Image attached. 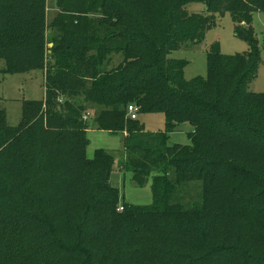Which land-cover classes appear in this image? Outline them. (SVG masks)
I'll return each instance as SVG.
<instances>
[{
	"label": "trees",
	"instance_id": "obj_1",
	"mask_svg": "<svg viewBox=\"0 0 264 264\" xmlns=\"http://www.w3.org/2000/svg\"><path fill=\"white\" fill-rule=\"evenodd\" d=\"M56 2L48 25L47 0H0L3 72L43 69L46 87L45 100L24 102L18 126L0 106V264H264V207L241 191H264V93L248 90L263 61L252 22L264 0ZM192 2L207 14L189 12ZM226 13L249 51L214 44L207 76L186 79L187 61L170 53ZM118 52L126 60L106 69ZM73 95L98 108L97 128L125 133L124 167L139 186L153 177L151 205L121 200L107 151L87 157ZM130 104L163 113L165 130L147 131ZM184 122L192 144L169 145ZM191 181L201 201L185 208L178 195Z\"/></svg>",
	"mask_w": 264,
	"mask_h": 264
},
{
	"label": "rangeland",
	"instance_id": "obj_2",
	"mask_svg": "<svg viewBox=\"0 0 264 264\" xmlns=\"http://www.w3.org/2000/svg\"><path fill=\"white\" fill-rule=\"evenodd\" d=\"M85 2V0H79ZM56 0H47V23L51 21L57 14L58 10ZM186 8L189 12H197L207 14L206 6L202 2L189 3ZM91 17L97 18L98 14H90ZM252 26L256 37L259 41L262 51L263 61L260 64L257 75L248 85L249 91L264 93V12L258 11L253 14ZM47 45L49 48L51 35L57 34V30L48 27ZM218 44L220 50L225 55H235L238 53H246L250 46L247 41L235 34V23L230 13L217 15L215 24L209 28L204 39L199 43H186L179 50L170 53L172 59H184L187 61L185 67V78L190 80L197 76H207V52L214 45ZM123 52L114 53L111 56L109 64L105 66L110 70L117 67L125 61ZM5 62L0 60V106L7 114V122L11 126H18L22 119L23 105L26 101L45 100V72L43 69H32L15 73L3 72ZM69 98L73 104L78 107H85V114L89 113L87 137L89 145L86 149L88 158H93L96 150L104 149L114 158V166L111 173V183L118 188L121 193V200L134 205H151L153 203L152 182L150 177L144 186L137 185L133 180V173L124 167L126 158L125 150V134L123 132H110L101 130L96 127L94 117L98 112V108L90 104H86L80 95H73ZM65 99H63L64 101ZM63 108L59 107L58 109ZM138 119L145 123L147 131L159 132L165 130V115L163 113L141 114ZM83 120H85L83 118ZM193 131V126L189 122L179 124L177 129L170 133L168 141L169 145L182 144L191 145L192 141L189 132ZM250 187V186H247ZM241 191L247 196L251 193L256 195L250 197L253 205L264 207V191L254 189L253 191L242 188ZM178 201L185 205V208L196 207L201 201V184L199 181H191L181 188L178 195ZM121 205V204H120ZM120 207V206H119ZM192 225L199 226L198 222Z\"/></svg>",
	"mask_w": 264,
	"mask_h": 264
},
{
	"label": "built area",
	"instance_id": "obj_3",
	"mask_svg": "<svg viewBox=\"0 0 264 264\" xmlns=\"http://www.w3.org/2000/svg\"><path fill=\"white\" fill-rule=\"evenodd\" d=\"M128 115L130 116L131 119H138L139 109H138L137 105H135V104L128 105ZM83 118L85 120H88L89 119V113L85 114L83 116ZM123 209H124V206L119 207V211H122Z\"/></svg>",
	"mask_w": 264,
	"mask_h": 264
},
{
	"label": "water",
	"instance_id": "obj_4",
	"mask_svg": "<svg viewBox=\"0 0 264 264\" xmlns=\"http://www.w3.org/2000/svg\"><path fill=\"white\" fill-rule=\"evenodd\" d=\"M50 46H53V43H50ZM50 52H51V50H50Z\"/></svg>",
	"mask_w": 264,
	"mask_h": 264
},
{
	"label": "crops",
	"instance_id": "obj_5",
	"mask_svg": "<svg viewBox=\"0 0 264 264\" xmlns=\"http://www.w3.org/2000/svg\"><path fill=\"white\" fill-rule=\"evenodd\" d=\"M125 134V133H124Z\"/></svg>",
	"mask_w": 264,
	"mask_h": 264
}]
</instances>
